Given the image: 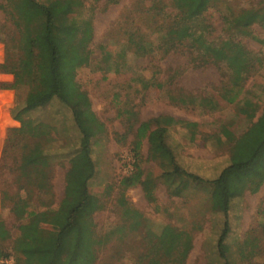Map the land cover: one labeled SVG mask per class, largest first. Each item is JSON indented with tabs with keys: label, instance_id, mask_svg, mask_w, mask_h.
Listing matches in <instances>:
<instances>
[{
	"label": "rangeland",
	"instance_id": "374dc122",
	"mask_svg": "<svg viewBox=\"0 0 264 264\" xmlns=\"http://www.w3.org/2000/svg\"><path fill=\"white\" fill-rule=\"evenodd\" d=\"M5 3L0 0V28L11 23ZM153 3L170 5L171 0H83L74 13L78 20L90 19L93 28L88 43L91 61L78 69L76 79L105 126L92 143L97 172L90 180V190L102 203L93 216L101 240L94 264H135L154 252L172 253L181 243L174 235L180 230L193 235L184 264H221L217 244L226 215L215 209L224 198L220 192L212 193L210 184L190 182L180 196L172 195L160 161L149 157L147 138L138 148V164L143 178L154 183V201L148 200L142 185L126 187L122 181L129 173L128 164L136 161L133 150L140 122L158 115L184 119L172 121L168 142L184 168L207 180L215 179L235 158L251 157L258 145L255 125L264 114V25L256 22L245 34L229 26L225 18L245 8L264 10V0H219L198 21L208 25L209 41H227L229 59L220 62L203 56L191 40L165 53L166 25L150 11ZM4 59L5 46L0 41V66ZM13 82L14 75L0 67V219L11 231L10 237L0 240L5 252L12 250L19 224L13 202L23 193L20 185L28 183L17 180L13 163L21 148L6 147L11 130L21 126L12 109L24 101L28 91L27 87L14 88ZM232 85L241 92L236 101L228 102L223 95ZM183 92L194 99L181 103L177 97ZM203 97L211 100L207 106ZM246 107L253 116L243 111ZM30 117L51 124L54 146L65 147L53 166L54 200L58 202L64 193L68 153L79 134L70 109L55 97L46 99ZM224 125L239 138L237 143L224 136ZM19 141L22 146L24 140ZM229 186L238 194L228 212L226 240L234 262L244 264L248 258L249 262H264V147L248 168L231 175ZM254 236L259 237L255 245L244 244ZM242 248L249 257L240 253Z\"/></svg>",
	"mask_w": 264,
	"mask_h": 264
},
{
	"label": "trees",
	"instance_id": "16d2710c",
	"mask_svg": "<svg viewBox=\"0 0 264 264\" xmlns=\"http://www.w3.org/2000/svg\"><path fill=\"white\" fill-rule=\"evenodd\" d=\"M160 2L161 0H157ZM219 0H171L170 5L158 6L153 3L150 11L159 16L166 25L164 52H172L185 40L201 50L203 56L213 62L227 61L228 43H215L206 36L207 24H198L205 12ZM83 0H6L3 5L9 24L0 28V41L5 46V59L1 70L14 75L13 87H27L24 101L12 109L13 118L21 122L19 128L11 130L7 139V150L16 151L13 163L18 170L17 180L27 183L20 185L23 191L13 202V213L19 224L14 236L11 251L0 247V259L14 257L16 264H94L99 258L98 245L101 240L96 235L94 214L102 208L97 195L90 190V180L97 172L92 154L93 138L104 132V123L92 108L88 93L76 79L79 68L89 65L91 50L88 46L93 35L90 19L78 20L77 7ZM168 6L173 9L167 10ZM162 16V17H161ZM226 22L231 27L248 34V28L261 22L264 25V10L245 8ZM161 25V24H160ZM135 43H139L135 41ZM139 47H142L139 43ZM241 92L239 86L232 85L224 98L236 101ZM181 93L177 97L181 103L194 99ZM55 97L71 111L73 126L79 139L68 153L69 167L65 174L63 197L55 202L53 190V166L56 157L65 147L54 146L55 137L51 124L30 117V113L42 108L45 100ZM203 105L211 100L203 97ZM214 104V103H212ZM249 117L253 113L243 109ZM173 118L166 115L141 121L137 135L134 168L123 178L126 187L142 185L149 201H154V183L143 178L139 166L138 148L144 138L150 144L149 157L158 159L164 169L168 189L172 195L180 196L190 182L200 186L210 184L211 192H220L223 201L215 209L226 215L224 226L218 240V254L221 264H235L227 243L230 233L228 212L236 194L229 186L231 175L241 172L264 147V114L255 125L259 131L258 145L249 159H234L225 166L220 174L211 180L188 171L177 159L176 153L168 142L169 125ZM222 133L233 142H238L232 131L223 126ZM24 140L22 146L19 139ZM254 146V141L252 142ZM250 146V145H249ZM6 152V150H5ZM6 195H3V199ZM35 201V202H34ZM166 235V234H165ZM181 243L172 253L154 252L139 258L135 264H184L193 246V235L186 230L174 234ZM11 236L6 223L0 219V240ZM259 237H247L244 244L255 245ZM242 255L245 249H240ZM244 264L256 263L254 260Z\"/></svg>",
	"mask_w": 264,
	"mask_h": 264
},
{
	"label": "built area",
	"instance_id": "2783aa9c",
	"mask_svg": "<svg viewBox=\"0 0 264 264\" xmlns=\"http://www.w3.org/2000/svg\"><path fill=\"white\" fill-rule=\"evenodd\" d=\"M135 161L133 160L131 163L128 164V171L131 172L134 168ZM0 264H16L14 257H6L0 259Z\"/></svg>",
	"mask_w": 264,
	"mask_h": 264
},
{
	"label": "crops",
	"instance_id": "0c3cea01",
	"mask_svg": "<svg viewBox=\"0 0 264 264\" xmlns=\"http://www.w3.org/2000/svg\"><path fill=\"white\" fill-rule=\"evenodd\" d=\"M159 116V115H158ZM167 116H170V117H172L173 118V121L174 122H177V123H180V122H183L184 121V119H181V118H178V117H175V116H173V115H169V114H167ZM154 117H156V116H154ZM193 124V123H192ZM169 127H170V125H169ZM191 139L192 140H194V131L192 132L191 131ZM193 137V138H192ZM195 138H197V137H195Z\"/></svg>",
	"mask_w": 264,
	"mask_h": 264
}]
</instances>
